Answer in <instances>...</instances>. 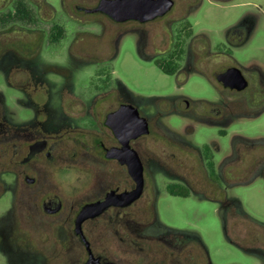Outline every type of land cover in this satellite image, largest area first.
Here are the masks:
<instances>
[{"label": "flooded vegetation", "instance_id": "af4514ba", "mask_svg": "<svg viewBox=\"0 0 264 264\" xmlns=\"http://www.w3.org/2000/svg\"><path fill=\"white\" fill-rule=\"evenodd\" d=\"M28 3L37 14L31 23L42 31L49 24V31L35 44L0 49V264H212L198 233L160 221L159 203L176 185L190 188L191 195L204 190L215 195L221 180L226 188L218 211L225 231L230 217L253 222L240 201L227 195L236 186L237 168L244 169L241 184H248L246 177L264 178V139L234 130L264 114V60L252 63L235 53L249 38L244 22L225 29L215 50L208 44L195 48L194 39L183 47L166 36L168 48H160L164 56L159 64L169 73L160 69L176 78L185 73L187 79L178 82V94L154 97L155 108L146 113L121 78L114 73L110 80L98 60L73 48V38L46 58V45H60L66 30L55 16L43 18L39 5ZM98 4L76 8L96 13ZM107 18L132 22L127 31L137 33L144 47L153 33L149 24L158 19L120 23ZM13 25H0V30ZM60 29L63 36L53 40ZM144 56L156 57L151 50ZM210 64L214 97L198 100L183 92L194 74L208 78L204 68ZM124 105L147 120L149 133L126 140L132 132L117 129L118 137V125L109 117ZM164 117L170 118L167 125ZM174 117L184 123L181 129L171 125ZM204 127L229 138L227 146L213 138L197 143L194 134ZM137 160L143 167V190L134 197L140 186L132 170ZM89 205L101 209L79 221Z\"/></svg>", "mask_w": 264, "mask_h": 264}, {"label": "rangeland", "instance_id": "374dc122", "mask_svg": "<svg viewBox=\"0 0 264 264\" xmlns=\"http://www.w3.org/2000/svg\"><path fill=\"white\" fill-rule=\"evenodd\" d=\"M27 1L39 5L36 6L43 18L52 19L55 16L57 23L66 30L60 45L45 44V49L52 51H46V58L54 55L53 50L66 48L73 38V48L82 50L79 51L81 55L98 60L99 68L110 80L115 74L121 78L126 87L136 94L138 105L146 113H151L155 108L154 97L178 94V82L187 79L185 73L176 78L165 74L158 66L164 56L161 55L160 48H168L169 40L165 42L166 36L171 37V42L173 40L183 47L187 41L194 39L195 48L208 44L211 50H215L225 38V29L232 24L244 22L249 38L246 43L236 47V56L241 60L251 59L249 62L252 63L264 60V0H174L175 5L167 15L150 22L149 27L153 28V33L146 47L137 33L128 32L134 27L132 22L117 24L101 13H88L76 8H93L100 0H64V7L63 0ZM8 3V0H0V10L5 9ZM192 4L196 5L194 9L191 8ZM48 25H43L47 28L43 31L38 30L31 22L7 26L6 31L4 28L3 31L0 30V49H20L26 43L35 44L41 39V35L46 38ZM107 28L114 31L108 32ZM32 47L26 46L27 49ZM150 50L156 57L147 59L144 54H148ZM198 66L203 68V60ZM204 69L208 78L194 74L183 90L198 100L213 98L215 95L210 82L211 64ZM161 104L162 107L165 106L163 102ZM162 120L166 124V120L168 123L170 118L164 117ZM183 124L180 118H172L171 125L177 130ZM234 130L246 138L264 139V114L244 120ZM210 138L215 139L221 147L227 146L229 139L218 137L217 130L211 127L199 128L194 134V140L199 144ZM256 156L255 153L252 155V161ZM235 172L236 186L227 195L240 201L242 210L253 222L230 217L225 231L223 218L218 211L226 188L221 180L216 182L215 195H207L206 190L199 195H191L190 188L176 185V189L160 201L159 219L175 230L198 233L207 247L212 264H264V256L255 252L257 249L264 252V178L248 175V184H241L240 182H245L242 180L244 169L237 168ZM163 184L160 181L162 189ZM204 186L206 185L202 187ZM235 224L239 225L236 229Z\"/></svg>", "mask_w": 264, "mask_h": 264}, {"label": "water", "instance_id": "95a60500", "mask_svg": "<svg viewBox=\"0 0 264 264\" xmlns=\"http://www.w3.org/2000/svg\"><path fill=\"white\" fill-rule=\"evenodd\" d=\"M174 4V0H100L95 11L103 13L120 23L130 20L144 23L165 16L172 10ZM237 76L239 77L238 73ZM109 119H112V121L118 125V127L115 128L118 137H120L118 130L124 133L128 131L132 132V134L126 136V140L149 133L147 120L140 117L138 110L130 105L122 106L117 112L113 113ZM132 167V170H134L135 174H137V177L140 179V186L134 193V197H138L143 190V167L139 160H137ZM97 209H101V205L94 207L89 205L85 207L79 216V221H83ZM87 264L92 263L89 262Z\"/></svg>", "mask_w": 264, "mask_h": 264}, {"label": "trees", "instance_id": "16d2710c", "mask_svg": "<svg viewBox=\"0 0 264 264\" xmlns=\"http://www.w3.org/2000/svg\"><path fill=\"white\" fill-rule=\"evenodd\" d=\"M8 6L6 10H0V25H4L8 22L13 24L19 22H32L37 19V14L34 12V9H31L30 4L27 0H8ZM11 9H10V8ZM13 8V9H12ZM36 21V20H35ZM63 30L60 29L59 32L54 33L52 39L57 41L63 36ZM158 66L165 72L169 73L168 70L158 64Z\"/></svg>", "mask_w": 264, "mask_h": 264}]
</instances>
